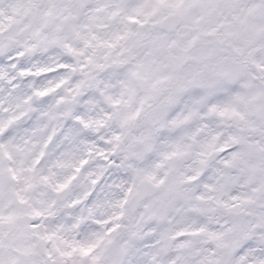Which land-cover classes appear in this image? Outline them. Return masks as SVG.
I'll return each instance as SVG.
<instances>
[{
    "label": "snow or ice",
    "instance_id": "obj_1",
    "mask_svg": "<svg viewBox=\"0 0 264 264\" xmlns=\"http://www.w3.org/2000/svg\"><path fill=\"white\" fill-rule=\"evenodd\" d=\"M0 264H264V0H0Z\"/></svg>",
    "mask_w": 264,
    "mask_h": 264
}]
</instances>
